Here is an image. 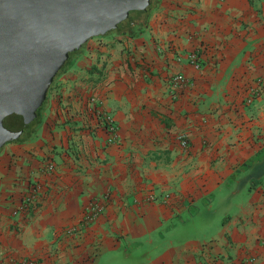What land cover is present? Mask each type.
Returning <instances> with one entry per match:
<instances>
[{"label": "crops", "instance_id": "crops-1", "mask_svg": "<svg viewBox=\"0 0 264 264\" xmlns=\"http://www.w3.org/2000/svg\"><path fill=\"white\" fill-rule=\"evenodd\" d=\"M19 261L264 264V0H158L136 33L88 41L35 136L0 150V264Z\"/></svg>", "mask_w": 264, "mask_h": 264}, {"label": "water", "instance_id": "water-1", "mask_svg": "<svg viewBox=\"0 0 264 264\" xmlns=\"http://www.w3.org/2000/svg\"><path fill=\"white\" fill-rule=\"evenodd\" d=\"M24 1V26L35 29L26 35L29 45L12 51L14 34L0 33V150L37 119L53 77L72 51L92 37L123 26L135 16L131 12L147 19L155 5L154 0Z\"/></svg>", "mask_w": 264, "mask_h": 264}, {"label": "flooded vegetation", "instance_id": "flooded-vegetation-1", "mask_svg": "<svg viewBox=\"0 0 264 264\" xmlns=\"http://www.w3.org/2000/svg\"><path fill=\"white\" fill-rule=\"evenodd\" d=\"M157 3H158V0H154V4L156 5ZM26 9H27V6L24 0H0V33H13L14 34L12 51H18V50H21L23 47L28 46L30 42L27 40L26 35L27 34L30 35L29 33H34L35 31V29L33 28L32 30H30L24 26L23 20L26 18L24 14L26 12ZM136 13L137 12H131V14H135V16H130L129 21L126 24H124L121 27L116 28L115 30L109 31L108 33H134L137 26H140L144 22L147 21V19L143 20L142 18H139V15H137L138 13L137 14ZM14 25L17 26V29H14V30L12 29L11 31V28H13ZM100 36H103V35H100ZM95 37H99V36H95ZM90 39H88L80 48L72 51L69 54L65 62L59 68L56 75L53 77L52 82L50 83L49 88L47 90L46 98L43 104L37 110V116H38L37 119L32 121L29 124L25 133L20 135L17 140H10V141H19L24 138L35 136L37 129L42 122L43 111L46 109L47 101L49 98V93L53 85L55 84V81L60 76V74H62L69 67V65L73 62L74 58L83 51V49L86 47ZM2 40H3V37H0V41ZM30 40H31V36H30ZM27 42H28V45H26ZM1 47L3 48V46ZM10 141L5 142V144ZM4 145L1 147V149L4 147Z\"/></svg>", "mask_w": 264, "mask_h": 264}, {"label": "built area", "instance_id": "built-area-1", "mask_svg": "<svg viewBox=\"0 0 264 264\" xmlns=\"http://www.w3.org/2000/svg\"><path fill=\"white\" fill-rule=\"evenodd\" d=\"M190 62L193 63L196 67L199 66V64H198L199 62H198L197 56L195 54H192L190 56ZM174 79L182 80V77L180 75H177V76H175ZM257 82H259V80ZM260 91L261 90L256 85V86L251 88L250 93L252 94L253 97H256V96H259ZM251 100H252L251 97H249L247 99L248 102H250ZM88 101L91 104V110H93L94 114L97 116V118L101 122L102 126L111 135H114L116 133V127H115V124H114V120L108 113H106L102 109V107H100L98 105V103L101 102V99H100L99 95L96 94L95 90H93V92H91V94L88 96ZM177 140L179 142V145L182 148H186L187 147L188 142H187V138H186L185 134L179 133L177 135ZM46 170L49 171V172L53 171L54 170V163L53 162L47 163L46 164ZM34 202L35 201L33 200V195H29V196H27L25 198V201H24L23 205L25 207H27L30 204L34 203ZM102 210H103L102 202H100L98 200L91 201V203L87 206L86 213H85V216H84V221L87 222V223H90V222L94 221L98 217V215L102 212ZM252 260L253 259L250 258L247 261H252ZM246 263H248V262H245V264ZM17 264H23V261H19Z\"/></svg>", "mask_w": 264, "mask_h": 264}, {"label": "rangeland", "instance_id": "rangeland-1", "mask_svg": "<svg viewBox=\"0 0 264 264\" xmlns=\"http://www.w3.org/2000/svg\"><path fill=\"white\" fill-rule=\"evenodd\" d=\"M249 97L252 98V100L250 102H252L254 100V98H255V97L252 96L251 93L249 94L248 98ZM214 194H216V193H214ZM219 199H220V196H217V199L214 200V204L215 205H214V208L212 210L213 211L212 214H210V217H212L210 223H212V224L215 223L216 221H218V218H220V215L218 213L222 209V206H224V203H221ZM207 217L209 218L208 215H207ZM204 218L205 219H208V218H206V215H203L202 218H201V220H198V223L201 224L203 222ZM198 223H197V218H196V220H194L193 224L192 225H187V227L189 229L193 230L194 228H197V224ZM198 226H199V224H198Z\"/></svg>", "mask_w": 264, "mask_h": 264}, {"label": "trees", "instance_id": "trees-1", "mask_svg": "<svg viewBox=\"0 0 264 264\" xmlns=\"http://www.w3.org/2000/svg\"><path fill=\"white\" fill-rule=\"evenodd\" d=\"M133 33H131V35H132Z\"/></svg>", "mask_w": 264, "mask_h": 264}]
</instances>
